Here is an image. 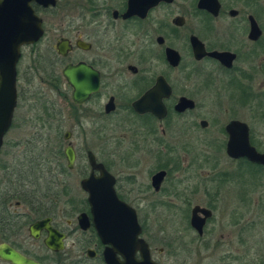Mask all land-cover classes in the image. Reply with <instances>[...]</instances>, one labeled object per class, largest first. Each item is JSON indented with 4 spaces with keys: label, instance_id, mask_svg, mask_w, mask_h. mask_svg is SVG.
Instances as JSON below:
<instances>
[{
    "label": "flooded vegetation",
    "instance_id": "1",
    "mask_svg": "<svg viewBox=\"0 0 264 264\" xmlns=\"http://www.w3.org/2000/svg\"><path fill=\"white\" fill-rule=\"evenodd\" d=\"M8 1L10 23L28 31L29 3L42 34L20 47L17 107L0 156L16 126L29 122L37 133L28 144L31 150L21 157L13 153L12 162L2 168L0 246L48 264L49 257L23 252L13 239L22 231L16 234L17 223L28 216V238L42 242L52 255L73 242L77 247L68 264H105L107 246L95 227L90 193L83 188L94 176L101 191L107 186L136 211L140 237L151 253L155 239L148 236L149 216L142 218L140 207L157 211L159 197L168 192L171 207L180 202L190 211L189 227L203 246L216 209L229 207L224 191L237 188L230 233L239 245L248 238L250 251L223 252L220 264H264V241H257L264 165L235 156L246 146L264 154L256 130L257 125L264 128V0ZM28 50L38 52L31 62L42 68V82L49 88L29 95L23 89L29 108L21 116L19 68H28ZM49 131L58 132L56 141ZM69 148L74 152L71 167ZM102 170L112 179L102 182ZM23 205L26 213L20 211ZM201 210L211 216L205 219ZM194 211L205 219L201 231L192 225ZM33 226L38 238L31 234ZM46 226L62 237L63 250L45 245L50 237ZM3 263L10 264L0 259Z\"/></svg>",
    "mask_w": 264,
    "mask_h": 264
},
{
    "label": "rangeland",
    "instance_id": "2",
    "mask_svg": "<svg viewBox=\"0 0 264 264\" xmlns=\"http://www.w3.org/2000/svg\"><path fill=\"white\" fill-rule=\"evenodd\" d=\"M38 52H30L28 50V68L21 67L19 68L20 74V83L19 87L21 90V96L23 89L28 90V95L36 90H42L43 92H48V85H45L42 75V68L34 66L32 63V57L36 58V54ZM28 71V84L25 83L24 78ZM32 80V81H30ZM30 82H32L30 84ZM35 86V88H33ZM51 92H49V96H52ZM23 97V96H22ZM56 99V94L53 96ZM24 97L20 102L19 114L22 116L24 113L28 115V105L26 106V101ZM33 101V99L31 100ZM30 101H28L29 103ZM39 127V126H38ZM41 131L47 132L43 127ZM257 130V139L264 142V128L259 125L256 126ZM37 130L31 123L28 126H24L22 128L16 126L7 136L6 146L3 149V152L0 156V185L2 178L4 177L3 167H6L12 162L13 153L19 155L20 157L28 153V149L31 150L30 145L28 147L29 142L34 140V136H36ZM51 135V139L56 141L58 139V132L49 131ZM12 142H15L17 146H11ZM33 144V143H32ZM50 146V144H48ZM40 148H43L44 145L38 144ZM264 147V146H263ZM33 150V149H32ZM25 151V152H24ZM184 167V166H183ZM206 172L209 173L208 168H206ZM235 188V186H234ZM210 189H213L211 186ZM226 186L224 187V190ZM223 190V191H224ZM261 191L257 192V196H261ZM239 194V190L235 188L234 190H225L224 191V203L229 204L227 210H217L215 211V218L211 222L209 227L210 231L205 238V244L200 246L197 242V238L195 233L189 227V219L188 215H190V211L187 210L186 206H183L180 202H178V207H171L170 195L168 192L162 193V196L159 197L160 206L158 210L153 212V210L147 211L144 206L141 208V216L142 218H146L149 216L148 224L149 229L146 228V231L149 230L148 236L154 238L152 240L151 248H152V257L159 264H220L219 258L221 257L223 252L227 251H240L242 253H248L250 251V243L248 241V233L247 231L244 233V237L247 238L244 243L239 245V242H235L234 232L232 229V224L235 220V212L237 208V203L235 198ZM223 197V195H222ZM210 198V197H209ZM15 204V202H14ZM219 205V204H218ZM23 209H21V213H26L28 211V206L23 205ZM58 209L55 207L53 210V214L56 215V211ZM52 214V215H53ZM23 217L25 214H22ZM257 241H264V212L262 209L257 210ZM249 218V215H246ZM33 217H36L33 215ZM34 219V218H32ZM23 222L17 223V233L20 232V238L14 236L13 239L18 241L21 244V248L23 252L28 251L30 249L35 255H39L41 257H49L48 264H56L57 262H63L64 264H68L71 262L72 252L77 247L74 246L73 242L66 243L65 251L60 255H52L49 253L42 242L34 241L31 238H28V216L23 218ZM224 225V227H223ZM246 229V228H244ZM224 230V231H223ZM152 231L155 233L156 237L153 236ZM239 231V230H238ZM242 231V229H240ZM20 239V240H19ZM76 250V249H75ZM85 264H102L99 261L85 260ZM6 264V263H3Z\"/></svg>",
    "mask_w": 264,
    "mask_h": 264
},
{
    "label": "water",
    "instance_id": "3",
    "mask_svg": "<svg viewBox=\"0 0 264 264\" xmlns=\"http://www.w3.org/2000/svg\"><path fill=\"white\" fill-rule=\"evenodd\" d=\"M10 3L8 0L0 1V150L3 144V138L8 132L12 123V118L17 107V63L20 56V47L23 44H33L39 40L42 29L40 20L28 3V31H24L25 27L17 26L14 22L10 23L9 14ZM12 21V17L10 19ZM69 81L74 85L73 78L70 74ZM69 166L73 165L74 152L72 148L67 151ZM245 156L252 162L264 165V154L258 153L255 149L244 147L241 148L239 155ZM91 155V162L93 161ZM164 173L160 174L162 178ZM112 178L102 170V182H107ZM95 178L91 176L89 180L83 182V188L90 193L89 202L92 206L95 227L102 240L107 246L104 253V261L106 264H159L155 262L151 255L150 245L140 237L142 228L138 222L136 211L121 202L116 196L114 190H109L107 186L94 183ZM109 191V192H108ZM205 219L211 216V212L201 210ZM205 219L199 220L194 211L192 225L201 231ZM82 221V218H81ZM43 223L38 224L43 225ZM33 226L31 234L38 238L39 231L34 230ZM50 237L45 241V245L54 251L64 249L62 237L52 231ZM139 254L140 258L137 257ZM0 259L10 264H39L29 259L22 253L7 244L0 246Z\"/></svg>",
    "mask_w": 264,
    "mask_h": 264
},
{
    "label": "trees",
    "instance_id": "4",
    "mask_svg": "<svg viewBox=\"0 0 264 264\" xmlns=\"http://www.w3.org/2000/svg\"><path fill=\"white\" fill-rule=\"evenodd\" d=\"M19 168V167H18ZM17 175H18V172H17V174H15V178H13L15 181H16V184H15V190H14V192L16 193V194H18V192H19V189H20V180L17 178ZM23 181H27V179L25 178V179H23ZM35 181V180H34ZM38 190V188H34V190ZM18 196V195H17ZM26 202H28V201H26Z\"/></svg>",
    "mask_w": 264,
    "mask_h": 264
}]
</instances>
